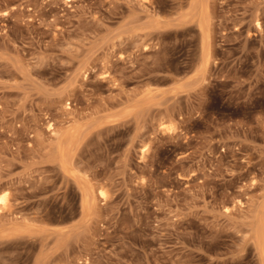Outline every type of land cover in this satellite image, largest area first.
Returning <instances> with one entry per match:
<instances>
[{"label":"rangeland","instance_id":"374dc122","mask_svg":"<svg viewBox=\"0 0 264 264\" xmlns=\"http://www.w3.org/2000/svg\"><path fill=\"white\" fill-rule=\"evenodd\" d=\"M193 1L0 0V264H260L264 0Z\"/></svg>","mask_w":264,"mask_h":264},{"label":"bare ground","instance_id":"6f19581e","mask_svg":"<svg viewBox=\"0 0 264 264\" xmlns=\"http://www.w3.org/2000/svg\"><path fill=\"white\" fill-rule=\"evenodd\" d=\"M203 1H204V4L206 5L207 4V0H194L193 1L194 2V8L196 7L195 8L196 13L199 12V7L198 6H199V4H202ZM202 6L200 7V9L202 8ZM202 9H205V8H202ZM202 11L203 10H201V12ZM204 14L205 13H202L200 16L198 14L199 18L202 15H204ZM205 18H206V16H203L202 19L200 18L202 21L199 19V21H201V24L199 25L200 28H201L200 31H202L201 35L203 34L202 41H201V44H203V49H202L203 50V55H202L203 56V60L209 59L208 58V56H209V54H208V48H209V46L208 45L209 44H207V42L209 43V41H208V38H209V32L208 31L209 30H208V27H207V22L205 21V20H207V18L206 19ZM50 128H51V125H50ZM67 134L68 135H66V137H68V136L70 137L71 136L72 138H74L72 132L71 133H67ZM69 137H68V139H69ZM61 139H62V137L60 138V141H62ZM68 139H66V141ZM72 140H74V139H72ZM63 142H65V141L63 140ZM63 142H62V144H63ZM65 143L63 145H61V143H59V145L64 146ZM67 145H69V144H67ZM72 147L73 146L71 145V152H72ZM67 148H69V146ZM67 148L66 147L59 148V151H61V152H60V155H59L60 158L59 157L58 158H59L60 164H62L61 166L64 167V168H66L70 164V161H71L70 160V157H69L70 156L69 155L70 153H69V150ZM143 152H145V150H143ZM71 155H72V153H71ZM71 159H72V157H71ZM86 186H87L86 188L85 187L84 188L81 187V191H82L81 193L83 195L82 196L83 198H82V202H81V205H82L81 207H82V210L84 212H87L88 210H90L94 206V202H95V195H94L93 189L92 188H89L88 185H86ZM98 195L101 198H106V194H105L104 191H99L98 192ZM6 204H7V198L5 196H2L1 195L0 196V210L1 209H4V206H6ZM263 205H264V202H263ZM261 208H262V210H260V211H262V212L259 215H257L258 219H257V217L255 218V220L257 219L258 221L256 220V222H257L256 225L255 224L253 225L255 227L253 229V230H255V232L253 231L255 233V234L253 233V235H255V237H253V238L256 241L254 239L253 240L257 243V244L255 243V246H258V248H257L258 250L257 251L260 252V253L258 252L260 254V256H261L259 259L260 260L262 259V261H263L262 264H264V206L260 207L259 209H261ZM254 223H255V221H254ZM261 262H260V264H261Z\"/></svg>","mask_w":264,"mask_h":264}]
</instances>
